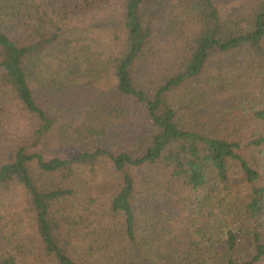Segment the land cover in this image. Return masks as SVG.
<instances>
[{
    "label": "trees",
    "instance_id": "1",
    "mask_svg": "<svg viewBox=\"0 0 264 264\" xmlns=\"http://www.w3.org/2000/svg\"><path fill=\"white\" fill-rule=\"evenodd\" d=\"M0 264H264V0H0Z\"/></svg>",
    "mask_w": 264,
    "mask_h": 264
}]
</instances>
